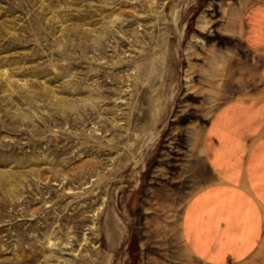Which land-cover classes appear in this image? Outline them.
Here are the masks:
<instances>
[{
    "label": "rangeland",
    "instance_id": "374dc122",
    "mask_svg": "<svg viewBox=\"0 0 264 264\" xmlns=\"http://www.w3.org/2000/svg\"><path fill=\"white\" fill-rule=\"evenodd\" d=\"M256 1L0 0V264H193L208 119L264 82Z\"/></svg>",
    "mask_w": 264,
    "mask_h": 264
},
{
    "label": "crops",
    "instance_id": "0c3cea01",
    "mask_svg": "<svg viewBox=\"0 0 264 264\" xmlns=\"http://www.w3.org/2000/svg\"><path fill=\"white\" fill-rule=\"evenodd\" d=\"M264 56V0L248 4L234 27ZM204 130L210 180L187 200L180 235L193 264H264V82L222 103Z\"/></svg>",
    "mask_w": 264,
    "mask_h": 264
},
{
    "label": "bare ground",
    "instance_id": "6f19581e",
    "mask_svg": "<svg viewBox=\"0 0 264 264\" xmlns=\"http://www.w3.org/2000/svg\"><path fill=\"white\" fill-rule=\"evenodd\" d=\"M175 16H176V17H175V20H177L178 17H180V16H179V11H177V12L175 13ZM176 23H177V22H176ZM204 26H205V25H204ZM158 133H159V132H158ZM148 139H149V138H148Z\"/></svg>",
    "mask_w": 264,
    "mask_h": 264
}]
</instances>
